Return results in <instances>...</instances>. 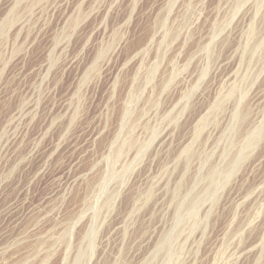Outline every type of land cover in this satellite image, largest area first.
I'll return each mask as SVG.
<instances>
[{"label":"rangeland","instance_id":"374dc122","mask_svg":"<svg viewBox=\"0 0 264 264\" xmlns=\"http://www.w3.org/2000/svg\"><path fill=\"white\" fill-rule=\"evenodd\" d=\"M0 264H264V0H0Z\"/></svg>","mask_w":264,"mask_h":264}]
</instances>
